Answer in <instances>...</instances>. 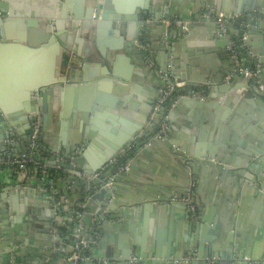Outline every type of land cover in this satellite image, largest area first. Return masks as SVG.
I'll return each mask as SVG.
<instances>
[{
  "label": "crops",
  "instance_id": "1",
  "mask_svg": "<svg viewBox=\"0 0 264 264\" xmlns=\"http://www.w3.org/2000/svg\"><path fill=\"white\" fill-rule=\"evenodd\" d=\"M76 1L71 0V5H76ZM230 1L217 0L215 5L213 0H169L170 9H177L178 14L187 18L184 21L191 20V34L195 36L186 40L171 37L170 44L157 37L162 34L163 22L158 18L167 6L160 7L158 0H148L155 19H151L152 14L146 17L150 25L143 39L138 37L140 29L135 41L127 42L123 37L122 44L120 34H100L101 42L109 50L110 67L105 62L82 59L76 64L75 53L57 45L32 48L19 40L28 33L21 19L12 20L17 21L15 24H3L8 43L0 42V103L8 114L6 117L0 114V160L23 153V142L32 134L33 121L40 120L39 158L53 162L59 155L60 162L73 164L72 169L63 168L72 171L77 182L76 191L67 196L75 205L85 204L81 224L89 249L88 259L80 264H171L170 257L164 255L173 254H180L183 263L199 264V252L185 255L191 240L202 231L198 224L204 226L209 244L212 241V254L200 259L204 264H210L207 258L213 260L211 264H264V91L247 81V88L252 84L259 88L250 99L253 105L239 96L229 106L217 107L226 90L236 88L235 94L245 91L240 86L246 80L233 71L228 40L236 43L247 65L261 66L264 84V0H255V10L243 12L257 16L246 19L236 13V0L229 8ZM5 2L17 18L59 11L63 4V0ZM210 9L227 16L226 37L216 33L215 17L204 16ZM72 32L61 26L59 41L63 43L68 35L73 40L72 49H78L82 56L91 43L88 36H79L76 30L71 35ZM119 43L121 47H114ZM63 54L67 56L65 60ZM83 64H87L86 80L81 72ZM104 70L109 75L102 74ZM175 71L183 82L181 93H194L198 97H189V102L183 100L175 108L169 102L164 110L154 112L157 99L148 120L142 122L150 94L157 97L162 86L161 75L178 79ZM111 72L118 76H111ZM37 82H49L50 87L35 106L25 101V96ZM56 85L68 89V108L61 129L60 121L47 122L43 111L53 110L54 103L61 102L53 92ZM114 86L129 87L125 90L127 103L115 104V122L95 115H87L86 124L80 121L81 126L90 124L99 144H93L89 151L84 141H79L81 128L76 125L80 112L74 107L89 97L110 101ZM31 112L37 114L32 120ZM162 124L170 127L168 138L163 140L157 138V133L160 134L157 129ZM76 142H80V149L68 150ZM106 142L122 145L94 170L104 169L98 178H93L95 172L91 174L88 170L106 157ZM176 143L178 150L187 151L189 159L205 162L193 163L192 178L183 159L174 151ZM221 165L234 172L221 173ZM102 175H107V182L111 181L109 186L115 185L114 192L109 201L97 197L89 202L95 193L94 181ZM9 176L8 168H0V228L4 227L8 233L5 238L0 237V257L4 255L6 259L10 252L16 264H33L35 260L38 264H65L62 252L48 236L53 223L48 195L34 181L27 185L11 184ZM25 189L32 193L25 194ZM15 191L19 194L12 197ZM177 192L183 193V198H191L194 210L173 201ZM5 198L14 213L6 210ZM195 217L196 224L192 225ZM199 217L204 221H198ZM20 237L25 238L23 245L16 241ZM157 249L159 255H154Z\"/></svg>",
  "mask_w": 264,
  "mask_h": 264
},
{
  "label": "water",
  "instance_id": "2",
  "mask_svg": "<svg viewBox=\"0 0 264 264\" xmlns=\"http://www.w3.org/2000/svg\"><path fill=\"white\" fill-rule=\"evenodd\" d=\"M5 1L6 0H0V12L2 14L7 13L8 15L6 19H4V17L0 18V42L2 44L8 43V39L5 38L4 33H3V27H2L3 24H6L7 22H9L8 24H15L17 21H12V20L21 19V21L25 23V25L27 26L28 33L25 39L19 38L20 41L29 44V46H31L32 48L39 47L40 45H44V46H51L53 48L54 47L56 48L57 46H59L60 48L65 49L66 51L72 50L75 53L74 61H76V64L78 60L80 61L82 59L85 62H89V61H94V62L98 61L101 63L105 62L109 66L110 64L109 50H107L105 47L106 45H104L101 42L99 38L100 34L101 33L106 34V35L107 34L109 35L120 34L122 35V38L120 39L119 42H121L123 37H124V41L128 42L132 40L135 41V39L137 38V30L140 29L141 33L138 35V37L139 39H143L146 36L145 30L150 25L149 22L146 21V17L152 14L153 16H151V19L152 20L155 19L154 14L150 11L148 0H144L143 2H136V0H77L75 2L76 5H71L72 4L71 0H63V4L61 2L59 6V11L55 10L54 12L52 13L50 12L49 14L35 15V16H28V17L22 16L20 18H17V15L13 14L14 13L13 8H9V4H7V2ZM216 1L217 0H213L215 5H217ZM232 1L233 0L230 1L229 8H231ZM168 2L169 0H158V4L161 5L160 7L167 6V8L164 14H162L158 18L160 21H163V22H161L162 34H160L161 36L158 35L157 37L161 39L162 43H164V41H167L170 44L172 43V41L170 40L171 37H175L176 39H179V40H186V39L194 38L195 36H192L193 34H191L193 30V26H192L193 23L190 22L191 20L188 19L189 22L185 24V28H184L181 24L178 23V21L179 20L184 21V20H187V18L184 17L182 14H178L177 9H174V10L170 9ZM254 2L255 0H236V7H237L236 13L241 14L240 17L243 19H246V16L256 18L257 16L252 13L243 14L244 11L255 10L256 7L254 6ZM228 12L229 10H227V13ZM164 18L167 19L168 23L164 22L163 20ZM61 26H65V28L73 30L71 35H74L75 34L74 31L76 30L79 36H83V37L88 36V39L91 43V47L88 50L84 49L85 51L83 52V55L81 56L79 53H77L78 49L76 50L72 49L71 43L73 40L68 35L66 37V40L63 41V43H60L59 41L60 33L59 32H60ZM120 29L123 30V33L120 32ZM216 33L220 36L219 27L216 29ZM162 36L163 38H161ZM221 37L223 38V36ZM121 44L120 43L115 44L114 47L119 48L121 47ZM187 44H190L189 41L187 42ZM94 47L96 48L97 53L95 52ZM63 56L65 60L67 56L65 54H63ZM168 64L174 66L172 63H168ZM63 66H64V63H63ZM85 67H87V64H83L81 72L83 73V79L86 80L88 77L85 71ZM102 74L109 75V72L107 70L106 71L104 70ZM175 74L179 80L180 75H178L176 71H175ZM111 76L117 77L118 75L117 73L111 72ZM231 80L234 81L233 78ZM169 81L172 82L173 79L169 77ZM241 83L242 84L240 87H245V91L235 94L236 88L226 90V92H224L225 93L224 97L221 100H219V103H217L219 105V106L217 105V107H220V109H222L221 106H229L230 105L229 103H231L232 101H235L237 98H239V96H242V98L246 102L253 105V102L250 99H252L255 93L257 94V92L259 91V88L253 84H252L253 86L250 85L249 88H247L248 86L247 81H242ZM161 84L162 86L159 89V93L157 97L150 94V99L148 102L149 104L148 106L143 108L144 117L142 118V122L148 120V116L152 112L155 102L157 101V99H159L158 97H160V94H161L160 90L167 86V80L162 79ZM49 85H50L49 82H37L36 84L31 85L29 89V95H26L28 97L26 98L25 96V101L26 100L28 102L31 101L30 104L37 106L38 104H40V95L42 96L45 93V91L48 90V87H50ZM127 88L129 90V87L127 86H122L121 89H119V86L112 87L111 88L112 97L110 98V101H107L106 99L102 97H99V98L94 97V99L89 97L85 103L79 104V107H74L77 111L80 112L79 113L80 118L76 125L77 129L78 127L81 128V136H80L81 138L79 141L80 142L84 141L85 145L84 144L83 145L84 147L88 148L87 150L90 151V148L92 150L94 148L93 144H98V143L94 139L96 135L92 132L90 128V124L88 125L89 127H86V125L81 126L80 121L83 120L82 123L86 124L87 115H95V118L97 117L99 119H106L110 121L111 123H114L116 119V113L114 112L115 104L117 105L119 101L123 104L127 103L128 97H127V91H125ZM182 89L184 88L173 89L170 92V94L167 96L166 102L161 106L160 111L164 110V106L167 105L169 102L173 108L180 106L183 100L185 102H189L187 101L188 98L186 97L177 98V94H179ZM67 90H68L67 88H63L61 86L56 85L53 92L57 94V98H59L58 100H61V102L60 101L55 102L53 110L52 109L48 111L43 110L45 113V118L47 122L49 121L54 122L55 120L60 121L59 129H61V126H64L63 121L65 120L66 111L68 108V105L66 102L67 94H68ZM132 108L135 109L136 107H132ZM0 111H1L0 114H3L5 117L8 114L7 112L4 111L3 107L1 106V103H0ZM29 114L31 115V120L37 117V114L33 112ZM216 125H219V122H217ZM159 129H160V126L158 127L157 132H159ZM169 130H170V127L167 126L165 130V134H161V136L158 137V133H157V138L161 140L165 139L166 137L168 138L167 135L169 134ZM58 132L60 134V137H62L63 136L62 130L61 131L59 130ZM258 138L260 139V137ZM61 141H64V139L61 138ZM80 142L74 143L72 146H70L68 150H73V149H76L77 147L78 149H80ZM105 144L106 146H108V149L106 147L104 148L102 147V149H107L106 157L103 160H101L99 164L91 166L90 170H88V173L93 174L95 172L94 170L99 169L102 166V164L105 161L109 160L112 157V155L115 152H117L118 148L122 145V144L120 145L111 144L107 142ZM59 149H61L60 146H59ZM174 151L178 153L180 157L183 159L182 162L184 164L185 170L186 172H188L191 178L194 175L193 163H198V164L205 163L203 161H200L199 159H189L186 156L188 155L187 151H183L184 152L183 153L182 150L181 151L178 150L177 143H176V149H174ZM60 153L65 154V152L63 153L60 152ZM60 165L64 168H69V169L73 168V164H67L65 162L60 163ZM219 170L221 173L224 170H226L225 172H228V173L234 172L233 169L229 168L228 166H223V165L220 166ZM107 179H108L107 175H102L99 179H96L94 181L95 189H93V191H95V193L92 192V194L93 193L94 194L90 197L89 202L92 200H95L97 197L101 198L102 201H106V200L109 201L112 195V191L114 192L115 185H111V186L106 185ZM260 187L262 186L260 185ZM23 192L28 195L32 193L30 189H25ZM18 194L19 192L15 191L12 194V197L17 196ZM182 195L184 194L183 193L180 194V192H177V194H175L174 196L175 198L173 201L176 204L179 203V204L185 205V207H188L189 206L188 203L180 200L181 198H183ZM6 199L7 198L4 199L6 203V210L9 211V213H12V212L14 213L15 210L12 208L10 201L8 202L6 201ZM104 206L105 204L102 203L101 207H104ZM108 217L109 216H107L106 219ZM196 220H197V217H195L194 221H191V224L195 225ZM198 221L202 222L204 221V218L199 217ZM197 227L202 229V231H200V233L197 235L195 239L191 240V246H188L186 248L187 252L185 255L187 256L193 255V253L197 251L199 252V255L197 257L198 259L199 258L201 259L204 256L212 254L211 245H210L212 241L209 244L210 240L206 238L207 236L205 237L206 233L204 231L203 225L198 224ZM7 234H8L7 230L4 227H1L0 237L5 238ZM23 235L25 236L26 234H23ZM48 236L50 237V232H48ZM94 237L95 239H97L96 236ZM16 241L17 243H20L21 245H23L25 238L20 237V238H17ZM154 253H155L154 255H159L158 249ZM7 255L8 256L6 257V259H4V255H1L0 264H16L15 256L11 254L10 252ZM136 255H139V254H136ZM228 255H231V253ZM164 257L165 258L170 257L171 264H195L193 261H189L187 263L181 262L182 256H180V254H173L171 256L164 255ZM200 259L198 260V263L204 264L203 261ZM33 264H38V263H36V260H35ZM82 264H89V263L87 262V263H82Z\"/></svg>",
  "mask_w": 264,
  "mask_h": 264
},
{
  "label": "built area",
  "instance_id": "3",
  "mask_svg": "<svg viewBox=\"0 0 264 264\" xmlns=\"http://www.w3.org/2000/svg\"><path fill=\"white\" fill-rule=\"evenodd\" d=\"M206 18L215 17L218 24L220 35L227 36V23L228 18L222 12H216L210 9L204 15ZM4 17V14L0 12V18ZM185 28L186 21H178ZM227 50L233 60V71L246 81L254 82L260 90L264 91V84L261 81V66L255 64L254 66L247 65L241 58L236 43L233 40H228ZM164 80H167V86L162 89L161 96L154 106V112L160 110L161 106L166 102L167 96L175 88H181L183 82L173 78V81H169V78L165 75H161ZM195 98L198 97L194 93H179L177 98ZM40 129V120L35 119L33 121V132L30 137L23 142L25 151L18 157L6 156L0 160V168L6 167L10 170L11 184H24L27 185L34 181L38 184V187L42 188L48 195L53 209V223L50 228V236L57 248L62 252L64 256L65 264H80L88 259L87 249H89V240L86 234L83 232L81 217L84 203L79 202L75 205L69 201L68 196L70 192H75L77 188L76 178L72 171L63 169L60 165L61 156L48 162L39 158V144H38V132ZM166 125L162 124L160 128V134H165ZM103 168V167H102ZM126 169V168H124ZM99 170L93 174V178H98L101 172ZM70 173V174H68ZM111 181L106 185H110ZM183 202L189 204L192 210L194 206L190 198L184 197L180 199ZM213 260L207 258V262L211 264Z\"/></svg>",
  "mask_w": 264,
  "mask_h": 264
}]
</instances>
